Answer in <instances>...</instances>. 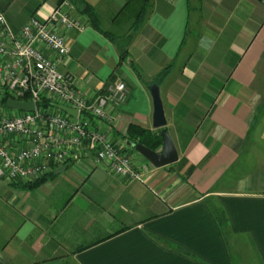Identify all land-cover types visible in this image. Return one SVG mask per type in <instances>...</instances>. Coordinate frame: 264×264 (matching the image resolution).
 Returning a JSON list of instances; mask_svg holds the SVG:
<instances>
[{
    "label": "crops",
    "instance_id": "crops-1",
    "mask_svg": "<svg viewBox=\"0 0 264 264\" xmlns=\"http://www.w3.org/2000/svg\"><path fill=\"white\" fill-rule=\"evenodd\" d=\"M79 2L91 22L58 70L87 96L124 84L93 120L116 145L127 125L153 130L156 85L177 161L128 151L144 182H127L84 148L37 188L0 180V264H264V0H147L133 30L142 0ZM57 5L0 0V14L15 33Z\"/></svg>",
    "mask_w": 264,
    "mask_h": 264
},
{
    "label": "built area",
    "instance_id": "built-area-1",
    "mask_svg": "<svg viewBox=\"0 0 264 264\" xmlns=\"http://www.w3.org/2000/svg\"><path fill=\"white\" fill-rule=\"evenodd\" d=\"M70 9L64 0L47 18L31 17L15 33L0 14V180L30 183L54 167L76 160L86 148L94 166L110 176L143 183L142 171L129 158L128 145L114 144L93 122H108L107 109L116 110L125 102L124 84L114 81L87 96L72 74L58 70L68 53L67 34L82 32L88 21L85 15L71 14ZM9 100L32 102L33 110L8 108ZM41 101L50 105L43 107ZM56 105L75 110V117Z\"/></svg>",
    "mask_w": 264,
    "mask_h": 264
},
{
    "label": "water",
    "instance_id": "water-1",
    "mask_svg": "<svg viewBox=\"0 0 264 264\" xmlns=\"http://www.w3.org/2000/svg\"><path fill=\"white\" fill-rule=\"evenodd\" d=\"M149 95L152 103L151 114V128L153 130H159L160 149L159 151H151L142 145L127 144L136 154L142 157L151 167L159 169L168 165H171L177 161V155L175 148L168 133L164 129L166 121L163 115L161 102L158 95V88L156 85H152L149 88ZM6 107L20 111L31 112L33 110L32 102H17L9 100L6 102ZM56 107L62 112L68 114L71 117H75L76 111L66 108L64 106L56 105Z\"/></svg>",
    "mask_w": 264,
    "mask_h": 264
},
{
    "label": "trees",
    "instance_id": "trees-1",
    "mask_svg": "<svg viewBox=\"0 0 264 264\" xmlns=\"http://www.w3.org/2000/svg\"><path fill=\"white\" fill-rule=\"evenodd\" d=\"M62 1L64 0H57V4L59 5ZM71 4L73 6H75V9L77 11L78 14L80 15H85L88 19V21L91 22V8H89L88 6H83L82 1L79 2V0H70ZM147 0H142V4L140 5L139 9L136 11V15H135V19L133 20L131 26H130V30H133L136 28L137 24L140 22L141 18H142V14L145 10V4H146ZM127 5V3H126ZM92 26H94L92 24ZM95 27V26H94ZM167 69H163L162 71H160L158 73V75L156 76V80L161 79L164 75H165V71ZM5 101L2 102V104L4 105ZM40 104L43 107H46L49 104V102H44L41 101ZM120 138L122 141H124L126 144H132V145H142L145 148L151 150V151H159L160 149V138H159V130H146V129H142L136 125H127L124 133L122 135H120ZM128 151L129 152H133V150L128 147ZM52 176L51 172H48L46 174H44L42 177L37 178L36 180L30 182V183H25V184H19L21 185L23 189L26 190H30V189H34L37 188L38 186H40L42 183H44L48 178H50Z\"/></svg>",
    "mask_w": 264,
    "mask_h": 264
},
{
    "label": "rangeland",
    "instance_id": "rangeland-1",
    "mask_svg": "<svg viewBox=\"0 0 264 264\" xmlns=\"http://www.w3.org/2000/svg\"><path fill=\"white\" fill-rule=\"evenodd\" d=\"M5 113H9V111H8V110H6V111H5Z\"/></svg>",
    "mask_w": 264,
    "mask_h": 264
}]
</instances>
